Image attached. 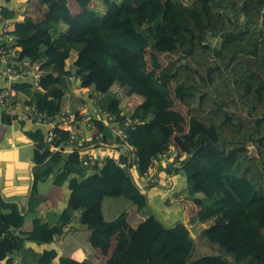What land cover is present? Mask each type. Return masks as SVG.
I'll use <instances>...</instances> for the list:
<instances>
[{"label":"trees","instance_id":"obj_1","mask_svg":"<svg viewBox=\"0 0 264 264\" xmlns=\"http://www.w3.org/2000/svg\"><path fill=\"white\" fill-rule=\"evenodd\" d=\"M71 1L80 13L66 0H39L48 8L45 19L26 16L9 32L12 46L42 72L39 86L25 90L23 104L56 126L51 144V127L38 124L26 131L35 143L33 198L39 181L58 172L55 186L69 184L67 211H80L82 226L109 245L110 231L128 215L106 221L105 200L123 199L139 212L151 208L130 169L136 164L145 176L171 150L169 88L175 85L176 99L188 109L189 131L197 137L175 172L186 176L185 199L199 208L190 223L203 228L193 237L184 223L167 228L150 211L134 229L123 262L107 264H264V0H98L93 8L95 0ZM15 16L0 11L1 20ZM147 52L157 84L145 71ZM72 77L80 79L79 88L92 87L99 95L94 106L102 118L112 117V126L130 123L126 138L110 143L133 148L131 156L105 158L90 174L81 169L78 154L65 160L62 151L72 143V133L59 129L62 114L71 113L66 102L75 96ZM115 88L140 103L127 114ZM1 108L3 122L37 125L30 116H11ZM102 118L93 121V144H110ZM26 223L18 205L0 193V264H16L14 255L25 252L26 242L42 245L45 233H61L39 217L32 231H23ZM57 258L50 250L36 254L35 262L53 264ZM59 264L91 263L62 257Z\"/></svg>","mask_w":264,"mask_h":264},{"label":"crops","instance_id":"obj_2","mask_svg":"<svg viewBox=\"0 0 264 264\" xmlns=\"http://www.w3.org/2000/svg\"><path fill=\"white\" fill-rule=\"evenodd\" d=\"M69 6V4H68ZM93 8L94 6H90ZM70 8V6H69ZM6 10L16 13L12 20L0 19V33L7 29L9 32L16 30L18 23L24 21L26 16H32L35 20H39L37 14L46 15L48 8L42 6L39 0H0V11ZM71 9V8H70ZM80 8H72L74 14L80 13ZM44 18V16H42ZM34 80L30 77L24 79H11L5 74V66L0 67V91L12 87L17 95L20 106L7 109L6 113L14 116L19 114L21 118L28 116L23 110V103L28 100L25 96V90L30 88ZM153 84L159 82L158 74H155ZM90 94L94 95V99ZM77 99H84L79 109L81 120L71 123L68 120H61L60 130L71 132L76 140L71 145L65 146L63 151L64 159L67 160L69 155L78 154L81 169L87 173H91L92 168L83 165L86 158L95 159L98 163H102L105 158L111 157L118 160L122 155L132 154L133 148H123L110 143L113 138L118 136L121 131L120 124L112 126L105 122L107 128L105 138L110 144L100 143L93 144V135L97 134L94 119L102 118L94 106L98 94H95L93 88H77L74 90ZM4 108L0 109V193L9 203H15L19 209L27 216V223L23 228L24 232L33 230V219L41 218L45 223L58 226L61 233L53 235L51 233L44 234L45 243L38 245L33 242H26L25 252L14 255L16 264H36L35 255H41L45 251L55 250L58 258L53 264H59L62 257L71 258L78 262H89L91 264H107L111 260L122 263L125 253L130 245L132 233L134 229L144 222L150 211L155 213L154 208L159 207L165 211V222L161 220L167 228L175 227L178 223H184L188 228L192 216L188 206L183 205L178 199L185 198V190L187 189V178L181 173H176L181 169V162L187 158L183 152V147L173 145L166 158H159L157 163L153 165L150 171L160 180L167 178L171 187H166L162 183L160 186L148 185L145 176L140 175L136 164L130 169L134 178V171L137 170L139 176L136 182L141 192L146 195L150 201L151 210L148 213L139 212L137 208L128 201L120 199H107L103 203V214L106 221H113L119 215L126 212L127 217L122 220L116 227L110 231L109 245H103L100 241L80 223L81 212L74 210L72 213L67 211L70 201L69 184L65 183L63 187H56L54 182L58 174L41 179L37 185L38 193L33 198L34 175L33 169L37 165L33 160L35 143L26 135V131H30L33 127L31 122L23 127L20 122L22 120L11 119L7 122L2 121ZM70 111V110H68ZM67 114H73L68 112ZM189 129V121L187 122ZM176 146H175V145ZM132 160V158H131ZM155 169V170H154ZM172 171V174L170 173ZM135 179V178H134ZM155 185V186H153ZM186 200V199H185ZM187 201V200H186ZM192 207L195 205L189 202ZM197 212V210L195 211ZM191 225V224H190ZM191 232V231H190ZM194 237V234H191Z\"/></svg>","mask_w":264,"mask_h":264},{"label":"built area","instance_id":"obj_3","mask_svg":"<svg viewBox=\"0 0 264 264\" xmlns=\"http://www.w3.org/2000/svg\"><path fill=\"white\" fill-rule=\"evenodd\" d=\"M13 43H14V38L10 35L7 29H4L0 33V67L5 66V74L8 76L9 80L24 79L30 77L34 80L33 81L34 86L38 87L40 78L42 76L40 65L37 63H32L29 60L25 59L22 56V49L18 47H13L12 46ZM70 79L71 82H73L75 90L79 88L80 79L74 77ZM22 105L24 107L23 108L24 112L28 114L33 120H35L37 124L46 127L48 126L51 127L50 132H48L47 142L49 144L53 143V140L55 138V134L53 130L55 129L56 126L51 124L50 121H48L44 116H42L37 110L33 109L31 106H27L25 104ZM17 106H20V102L17 100V95L14 93L12 87H8L0 92V107H5L9 110ZM61 120H66V121L68 120V122L73 123L76 121V116L72 114L70 115L63 113ZM102 120H106L108 124H110L113 121L112 117L108 114L103 115ZM129 126H130L129 122H125L124 124H122V126H120V128L121 127L122 128L120 129L121 131L118 133V136L122 138H126V134L124 130L126 127ZM71 140L72 142L76 140V137L73 134ZM54 149L56 150V148ZM168 153L159 156V158H166ZM159 158L154 160V164L157 163ZM96 163L98 162L93 158L83 160V165L90 166L92 169L97 165ZM150 170L148 173L145 174V178L147 179L148 182L157 184L158 179L154 176L153 172Z\"/></svg>","mask_w":264,"mask_h":264},{"label":"rangeland","instance_id":"obj_4","mask_svg":"<svg viewBox=\"0 0 264 264\" xmlns=\"http://www.w3.org/2000/svg\"><path fill=\"white\" fill-rule=\"evenodd\" d=\"M70 6V8H76L77 10L79 9V6L74 4L71 0H66ZM186 3H191L192 0H183ZM98 2V0H95L94 2H92V6L96 5ZM42 16H44L43 14L39 13L37 14V17H39V22H41L42 20L45 19L42 18ZM143 62L145 63V71L147 72V74L150 76L151 80H154L155 78V74H157V72H155L151 66V62H150V52L144 53L143 55ZM160 64H162V67H165L168 64V57L167 56H163L160 59ZM175 85H171V87L169 88V94L173 100V108L171 110V115H172V120H171V129L173 130V140L174 142H176L175 144H178L180 146L183 147V150L185 148H194L197 145V137L193 136L187 126V122L189 121V115H188V109L186 107H184L175 97ZM115 91L120 95L122 102H123V109L125 110V112L128 114L129 112H131L139 103L140 101L137 99H129L127 97V95L125 94V91L122 90H118V88H115ZM67 106H69V109L71 111V113H73L72 115H74V113H79V103H78V99L74 96L73 98H69V100L66 102ZM77 111V112H76ZM114 139V138H113ZM174 144V145H175ZM176 146V145H175ZM188 158V157H187ZM186 158V159H187ZM185 159V160H186ZM134 178L137 181L139 176H137V170L134 171ZM158 179V178H157ZM164 181H162L160 183V180L158 179L157 184L155 183H150L147 181L148 185L151 184H155V185H161L162 183L166 184V187H171V184L169 183V181H167V178H163ZM138 183V182H136ZM153 185V186H155ZM159 185V186H160ZM122 200V199H120ZM179 200L181 201V203H183V205H186L189 207L190 209V215L193 217L196 216L199 208L194 205L193 207L186 203L189 201H186L184 198V201H182V197L179 198ZM191 204H193L192 202H190ZM151 208H148L146 210H144V213H148V211ZM155 212L162 221L165 222V216L163 213H165L164 210L159 209V207L154 208ZM197 210V212H195ZM154 214V213H153ZM191 218V219H192ZM191 223L189 222V229H190V233L194 234V237L196 236V234L201 230L202 225H200V223H196L193 225H190Z\"/></svg>","mask_w":264,"mask_h":264},{"label":"water","instance_id":"obj_5","mask_svg":"<svg viewBox=\"0 0 264 264\" xmlns=\"http://www.w3.org/2000/svg\"><path fill=\"white\" fill-rule=\"evenodd\" d=\"M27 117V116H26Z\"/></svg>","mask_w":264,"mask_h":264}]
</instances>
